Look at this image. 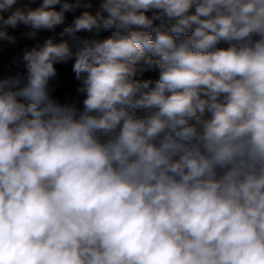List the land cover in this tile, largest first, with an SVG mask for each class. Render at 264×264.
<instances>
[{
    "label": "clouds",
    "instance_id": "obj_1",
    "mask_svg": "<svg viewBox=\"0 0 264 264\" xmlns=\"http://www.w3.org/2000/svg\"><path fill=\"white\" fill-rule=\"evenodd\" d=\"M0 264H264V0H0Z\"/></svg>",
    "mask_w": 264,
    "mask_h": 264
},
{
    "label": "trees",
    "instance_id": "obj_2",
    "mask_svg": "<svg viewBox=\"0 0 264 264\" xmlns=\"http://www.w3.org/2000/svg\"><path fill=\"white\" fill-rule=\"evenodd\" d=\"M65 80H66L65 88L67 90H71L74 87V83L72 82L71 75L66 73Z\"/></svg>",
    "mask_w": 264,
    "mask_h": 264
}]
</instances>
